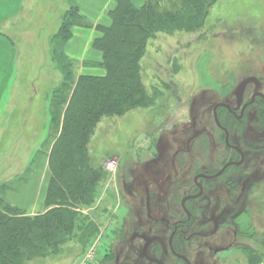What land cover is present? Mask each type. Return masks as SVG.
I'll use <instances>...</instances> for the list:
<instances>
[{
    "label": "rangeland",
    "instance_id": "374dc122",
    "mask_svg": "<svg viewBox=\"0 0 264 264\" xmlns=\"http://www.w3.org/2000/svg\"><path fill=\"white\" fill-rule=\"evenodd\" d=\"M132 1L141 6L148 0ZM34 3V10L20 18L16 32L0 27L12 37L19 51L9 88L0 100V190L5 189L3 186L9 187L8 197L24 209L26 195L33 194L45 170L53 133L50 99L62 79L52 57V38L59 30L63 14L76 2L35 0ZM113 5L115 2L106 11L103 24H110L109 12ZM86 19L90 26L77 28L89 36L95 27L88 16ZM99 35L96 29L91 42ZM71 38L56 46L58 58L71 59V69L78 68V73H104L98 68L82 67V62L92 57L89 55L92 45L82 60L81 44H73L77 39L68 43ZM142 67L149 93L159 95L154 105L136 108L121 116L104 117L89 144L94 164H101L108 173L99 201L85 210L100 223V233L87 248L70 241L59 254L34 258L27 264H79L88 253L92 254L88 263L99 264L107 256V246L115 248V257L121 256L122 263L128 259V250L135 248L130 234L136 226V216L130 210L123 218L127 212L122 205L123 198L142 208L145 196L141 190L146 183L158 189L159 178L170 181L164 176H172V167L168 164H204L207 158L199 141L194 144L195 155L182 151L174 156L178 149L189 146L194 133L193 121L197 129L215 130L212 147L217 150L220 143L219 132L213 125L214 104L233 96L244 82H249L247 90L256 88L255 83L264 89V0H218L209 9L203 26L196 30L159 32L148 43ZM109 161L115 162L114 172L107 169ZM190 172V168L184 167L181 176H190ZM47 173L40 202L46 192L50 169ZM119 173L122 184L125 180L123 187L121 184L123 189L116 183ZM255 178L259 179L254 188L257 194L252 196L255 198L230 208V217L241 212L237 222L239 231L244 233L240 238L242 243L223 256L204 253V261H198L199 264H250L251 250L255 255L264 256V164L257 166ZM133 189L138 194L135 198ZM232 222L233 219L228 220L227 224Z\"/></svg>",
    "mask_w": 264,
    "mask_h": 264
},
{
    "label": "trees",
    "instance_id": "16d2710c",
    "mask_svg": "<svg viewBox=\"0 0 264 264\" xmlns=\"http://www.w3.org/2000/svg\"><path fill=\"white\" fill-rule=\"evenodd\" d=\"M218 0H115L110 24H97L100 32L92 48L101 58L86 59L82 67L102 74L78 73L72 60L58 58L56 46L72 37L73 27L90 26L78 6L63 14L52 40L53 60L62 79L53 90L50 106L52 139L48 146L50 178L41 211L30 214L0 190V264H27L34 258L57 255L76 241L83 248L101 231L98 220L86 213L101 196L108 173L94 164L89 144L104 117L121 116L154 105L143 77L142 59L148 43L159 32L193 31L203 26ZM250 264H264L251 250Z\"/></svg>",
    "mask_w": 264,
    "mask_h": 264
},
{
    "label": "flooded vegetation",
    "instance_id": "af4514ba",
    "mask_svg": "<svg viewBox=\"0 0 264 264\" xmlns=\"http://www.w3.org/2000/svg\"><path fill=\"white\" fill-rule=\"evenodd\" d=\"M248 83H242L233 96L213 106L218 151L212 147L215 130L197 129L194 120L189 146L175 152L174 156L182 151L195 155L194 144L199 141L207 158L204 164H168L172 176H164L169 182L159 178L158 189L148 183L140 188L145 196L142 208L123 198L122 205L127 209L123 218L130 210L136 216L130 234L135 248L128 250V259L122 263L121 256L115 257V248L107 246V256L99 264H199L204 261V253L223 256L242 243L244 233L237 222L241 212L230 217V208L242 206L243 201L257 194V166L264 164V89L255 83L256 88L247 90ZM184 167L190 168V176H181ZM120 174L116 183L121 188ZM124 184L125 180L122 187ZM132 191L134 198L138 196Z\"/></svg>",
    "mask_w": 264,
    "mask_h": 264
},
{
    "label": "crops",
    "instance_id": "0c3cea01",
    "mask_svg": "<svg viewBox=\"0 0 264 264\" xmlns=\"http://www.w3.org/2000/svg\"><path fill=\"white\" fill-rule=\"evenodd\" d=\"M35 0H0V27L9 29L10 32H16V28L20 25V18L24 14L28 13L30 10H34L35 8ZM66 2V0H64ZM75 5L78 6L81 12L90 20L92 26L96 28L97 24H103L102 20L105 17L106 11L111 9L110 6L115 0H72ZM92 1V2H91ZM31 3V7L29 6ZM114 6V5H113ZM94 8V9H93ZM51 9V7H49ZM94 14H92V11ZM49 25V24H48ZM79 25L73 27L74 35L68 43H72L75 39H77L73 44L80 42V57L83 60L86 56V52L90 49V46L93 42H91V37L93 38L95 28H92L91 34L86 36L82 33L81 29H78ZM80 30V31H79ZM88 33V30H87ZM80 35L77 38V35ZM93 34V35H92ZM86 36V37H85ZM91 42V43H90ZM71 44V45H73ZM71 49L73 46H70ZM93 49V48H92ZM78 50V51H79ZM94 50V49H93ZM91 50L89 53L92 56L90 59L97 60L99 57V52H94ZM75 54V53H74ZM77 54V53H76ZM18 55L19 51L12 39V37L8 34L7 31L0 30V100L3 98L5 93V89L7 90L9 87V82L11 78V74L14 70V67H17L18 64ZM81 60V61H82ZM45 170L40 176L39 185L37 188H34V192L31 196L26 195V211L30 214L37 213L38 209L41 207V196H42V187H44L47 180V170L49 168V159L48 156L45 160Z\"/></svg>",
    "mask_w": 264,
    "mask_h": 264
},
{
    "label": "built area",
    "instance_id": "2783aa9c",
    "mask_svg": "<svg viewBox=\"0 0 264 264\" xmlns=\"http://www.w3.org/2000/svg\"><path fill=\"white\" fill-rule=\"evenodd\" d=\"M115 168H116L115 162L109 161L107 164V169L114 172ZM91 255H92L91 253H88V255L79 264H89L88 263V257H90Z\"/></svg>",
    "mask_w": 264,
    "mask_h": 264
},
{
    "label": "water",
    "instance_id": "95a60500",
    "mask_svg": "<svg viewBox=\"0 0 264 264\" xmlns=\"http://www.w3.org/2000/svg\"><path fill=\"white\" fill-rule=\"evenodd\" d=\"M216 110V109H215ZM216 118H217V114H216Z\"/></svg>",
    "mask_w": 264,
    "mask_h": 264
}]
</instances>
